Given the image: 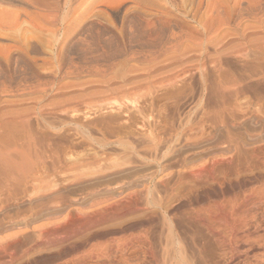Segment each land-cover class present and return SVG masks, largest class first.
Masks as SVG:
<instances>
[{
	"label": "rangeland",
	"instance_id": "374dc122",
	"mask_svg": "<svg viewBox=\"0 0 264 264\" xmlns=\"http://www.w3.org/2000/svg\"><path fill=\"white\" fill-rule=\"evenodd\" d=\"M27 1L0 0V250L47 258L59 245L40 227L155 187L193 264L209 263L184 177L264 148V0ZM201 184L204 203L237 192Z\"/></svg>",
	"mask_w": 264,
	"mask_h": 264
},
{
	"label": "bare ground",
	"instance_id": "6f19581e",
	"mask_svg": "<svg viewBox=\"0 0 264 264\" xmlns=\"http://www.w3.org/2000/svg\"><path fill=\"white\" fill-rule=\"evenodd\" d=\"M230 160L226 159L227 163L223 168H213L212 166L190 170L189 174H186L188 177H184V180L189 178L190 182V184H185L186 180H183L184 185H188V187L185 186L188 190H184V193L188 191L189 203L191 206L194 205L193 208H190V212L186 213L187 220L189 219V223L191 222L203 236V240L197 247V252L201 258L204 256L211 258L210 262H206V264H264V148L252 149L250 159L247 162L246 158V162L243 164L242 158L241 163H233ZM230 175L234 176V181L227 180ZM220 180L228 190L227 194L232 190H237V192H233L231 198L225 199L226 201L220 200L223 196L222 193L214 194L213 197L211 196V200L215 197L218 201L204 203L205 195L197 184L202 183L201 185L206 186L204 184L210 182L216 185ZM232 185L237 189H233ZM195 186H198L200 190ZM154 188L146 191L145 201L141 198L140 202V199L136 197L131 203L128 201V204H117L114 207H109L108 210L105 208L104 212H98L97 209L92 215L71 216L73 214H69V220L67 218L68 221L64 222L66 224L63 227L59 226L62 227L61 233L51 226L52 231L44 229L46 226L40 227L42 230L38 233L43 237L42 241L39 240L40 245L47 246L49 249L59 245L58 249L56 251L53 249V253L47 258L44 255L43 258L28 259L26 257L27 259L19 261L15 259L18 261L17 264H193L188 251L176 233L175 221L173 222V219L169 217L171 216L170 212L175 210L174 207L177 208V205H173V202L172 205L164 206V198L159 196L158 191ZM207 188L203 189L206 191ZM178 199L180 200V198ZM159 213H161L162 222L159 224L163 226L160 230L163 231L159 232L160 235L156 240L152 237L151 228L156 221H160L157 220ZM129 231L133 232L130 239L121 237V234ZM54 232L56 236L50 237ZM81 233H86V235L84 234L81 239L79 236L78 240L73 241L72 238ZM95 238L98 239L93 243L91 240ZM103 238L106 239L98 241ZM69 240L73 242L66 244ZM16 245L18 246V244ZM13 246H15L14 243ZM23 248L21 249L23 250ZM26 248L28 249V247ZM6 249L7 247L0 250V264H11L14 255L17 254L15 251L4 254L3 251ZM18 255L19 252L16 256Z\"/></svg>",
	"mask_w": 264,
	"mask_h": 264
}]
</instances>
